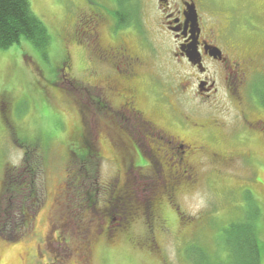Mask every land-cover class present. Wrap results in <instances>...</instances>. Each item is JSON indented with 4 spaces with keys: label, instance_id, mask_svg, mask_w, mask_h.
I'll return each instance as SVG.
<instances>
[{
    "label": "rangeland",
    "instance_id": "1",
    "mask_svg": "<svg viewBox=\"0 0 264 264\" xmlns=\"http://www.w3.org/2000/svg\"><path fill=\"white\" fill-rule=\"evenodd\" d=\"M27 1L31 12L47 27L51 42L45 54L26 40L7 50H0V264H31L37 261L40 264H162V257L170 264H194V258L188 252L191 248L200 251V255L196 256L200 264H230L233 257L243 258L246 253L236 243V231H230L232 224L252 219L256 227L259 264H264V166L255 163L257 158L264 159V145L255 138L254 142L244 144L231 140L230 131H237L239 123L235 119L236 111L230 106H213L210 102L200 105L192 100L186 103L185 111L196 114L199 120L208 117L210 123L218 122L211 129L221 139L214 148L229 156H243L237 164L228 167L220 164L211 166L205 160L202 162L205 156L196 160L199 165H196L195 185L178 186L173 192L172 204H167L164 194L159 195L163 191L161 179H154L157 184L149 183L153 180L150 179L152 160L154 157L162 160L165 155L163 150L155 147L156 140L146 138V145L148 143L153 151L157 150L148 157L142 153L149 165L139 168L136 154L130 149L129 138L115 132L116 128L119 132L125 126V121L99 120L103 116L101 114L92 121L98 124L99 135L91 136L92 139L95 137L92 143L97 149L98 167L94 163L97 169L96 174H92L97 176V185L89 177L86 186L81 185L79 189L76 188L78 185L71 186L72 177L78 173L75 168L79 165L69 153L70 144L82 136L77 130L80 120L75 112L78 92L75 88L82 84L81 81H84L83 84L86 81L90 85L95 84L107 72L87 43L75 35L82 14H100L103 21H99V31L107 44L114 41L108 30L110 17L116 15L114 25L111 24L115 27L117 18H126L127 25L120 29L123 30L121 34L134 52L141 54L144 62L137 88L140 92L138 109L154 126L180 131L177 120H174L175 113L170 109L173 104L169 98L175 87L157 80L164 67L150 54L153 50L157 53L161 44L167 43V38L160 35L158 29L159 22L163 21L157 15L158 0H123V9L118 5L120 0ZM168 1L171 6L177 2ZM199 11L201 16L212 22L220 21L224 27L232 25V29L238 32L240 48H246L263 71L259 77L255 76L254 87L264 91V0H200ZM64 53L70 59L71 77L66 70L59 71ZM93 69L97 74L91 76ZM60 76L66 80H61ZM69 80L74 83L70 84ZM188 81L184 79L182 83ZM80 88L83 94L81 85ZM252 95L259 96L256 92ZM114 100L117 101L116 98ZM219 100L220 97L216 101ZM83 111L87 115L86 106H83ZM84 124L86 129L91 130L90 121L86 120ZM108 127L111 132L103 131ZM183 132L191 139L196 136L191 129ZM241 135L246 136V133ZM21 144L31 148L38 144L33 151L43 158L42 173L37 177V186L42 193L41 204L35 214L27 216L28 213H25L26 219L18 213L8 218L11 213L5 211L9 195L2 194L4 187L10 190V181L6 176L12 172L19 175L24 169ZM170 157L163 160V169L168 172L174 168L180 170V166L171 167ZM118 171L122 176L127 172L128 179H132L133 184L128 186L132 188L128 190V199L132 200L127 204L128 210L132 204L146 206L149 199L155 197L160 199L161 208L153 221L137 217L126 232H116V236L112 232L109 237L99 230V227L102 228L101 219L96 214L107 208L108 188L113 185ZM81 174L86 176L85 172ZM169 175L165 174L162 182L167 181ZM180 175L182 180L186 179ZM254 175L260 178V182L254 180ZM96 188L98 193L92 205L87 199L90 194L93 196ZM250 196L260 209L259 216L256 205L249 202ZM121 208L115 206L110 210V218L115 219L116 224L122 219ZM176 208L178 216L174 211ZM159 217L162 224H166L164 230L156 224L160 221ZM20 222L25 227H19ZM106 223L103 220V229ZM18 230L22 233L15 239L7 240L3 235L9 236L11 231ZM153 240L158 249L147 248ZM233 244L237 255L230 246ZM78 257L85 258L84 263Z\"/></svg>",
    "mask_w": 264,
    "mask_h": 264
},
{
    "label": "flooded vegetation",
    "instance_id": "2",
    "mask_svg": "<svg viewBox=\"0 0 264 264\" xmlns=\"http://www.w3.org/2000/svg\"><path fill=\"white\" fill-rule=\"evenodd\" d=\"M158 2V19L163 20L159 22L158 29L160 35L167 38V43H162L160 49L156 44L159 54L156 53V50L150 51V54L155 56L154 59L156 62L159 61L160 66L164 67L160 72V78L157 80L175 87L171 94L173 99L169 98L170 103L173 104L170 109L175 113L174 120H177L176 123L180 127V131H169L166 128L154 126L146 120L144 113L138 109L140 92L137 88L141 81L140 69L144 66L141 54L135 53L130 43L123 38L121 34L123 30L120 31L111 25H114L115 16L110 17L108 30L111 39L116 42L105 43L99 31L101 17L98 12L82 14L79 17L75 35L87 43L93 56L96 59L99 58L98 61L107 72L104 78L95 84L90 85L87 81L83 84L84 81H81L83 94L80 85H77L75 88L78 91L75 100V105H77L75 112L80 120L78 132L86 133V135L93 134L95 137H98L99 129L97 128L98 124H94L92 121L97 119V115H103L99 117V120H124L125 126L119 132V128H116L115 132L116 135L117 133L127 135L126 139L129 138L130 149H133L134 154H136L138 164H140L139 168L142 165H149L144 160L145 157L142 153L148 157L157 150L153 151L148 143L146 145V138L150 137L149 139L156 140L155 147L163 150L165 155L162 160L156 159V157H154L155 161L152 160V177L150 179L153 180L149 183L151 185L157 184L158 182H155L154 179H161L163 191L159 195L163 196L164 194L166 201H168L167 204H172L178 186L193 187L195 185L197 181L196 165H199V161L195 162L196 160L205 156L202 162L205 160L211 166L220 164L222 167H228L231 164H237V161L243 156L242 154L229 156L214 148L221 141L220 137L211 130L218 122L210 123L208 117L199 120L196 114H189L188 110L185 111V107L188 106L186 103L192 100L199 102L200 105L210 102L213 106L232 107L236 111L235 119L239 123V129L234 132H232L233 129L230 131L233 136L231 140L244 144L254 142L255 138L264 145V91L254 87L256 84L255 76L259 77L263 71L260 70L261 67L257 65L256 60L248 50L240 48L238 32L232 29V25L231 27H224L220 21L215 20L214 23L201 16L199 11L200 0H177L173 6L168 0L165 2L158 0ZM192 12L194 16L190 15ZM152 36H154L153 33ZM153 42L156 43V39ZM142 55L144 54L142 53ZM59 67L60 72L66 70L68 77H71L70 59L66 53L63 54ZM96 74L94 69L91 70V76ZM62 78L66 80L64 76L61 77V80ZM168 79L169 81H167ZM184 79L189 81L184 84L182 83ZM68 82L74 83L73 80ZM152 82L150 83L154 86V82ZM148 87L151 88V85ZM254 92L258 93L259 96L254 97L252 95ZM84 93L85 97L83 96ZM163 97L165 99V95ZM219 97L220 100L216 101ZM83 106H86L87 115L83 111ZM86 120L90 121L89 128L91 130L85 128L84 121ZM216 127L220 128L219 126ZM190 129L196 135L194 139L188 138L183 132ZM105 130L111 132L109 127L103 129V131ZM241 133H246V136H242ZM168 156H171L168 159L172 163L171 167L174 168L177 165L181 167L180 170L174 168L168 172L163 169V160L166 161ZM255 163L262 167L264 166V159L257 158ZM213 169L215 170V167ZM219 171L216 173L218 174ZM165 174L169 176L167 181L162 182ZM180 174L186 179L182 180ZM253 178L260 182L258 176L254 175ZM130 184L133 183L132 179H128L127 172L124 176L120 171L115 173V181L108 188L107 208H103L100 214H96L101 219L102 228L99 227V230L106 232L109 237L112 232H114L113 236L119 232H126L137 217L142 216L146 220L149 218L152 221L158 217L161 203L160 199H156V197L149 199L144 213L138 205L134 204L128 210L125 202L127 200L132 202L131 199H128L130 194L128 190H132L128 187ZM115 206L122 207L120 209L122 219L118 220V224L109 215L110 210ZM174 211L176 214L178 213L177 208ZM103 220L107 221L104 229ZM159 220V223L157 221L156 224L157 226L161 225L162 230H164L166 224H162L163 221L160 217ZM116 228L121 230H115ZM147 248L158 249L155 240ZM79 260L84 263L85 258L81 257ZM161 260L162 264H170L165 262L164 257ZM37 262L31 264H40V261Z\"/></svg>",
    "mask_w": 264,
    "mask_h": 264
},
{
    "label": "trees",
    "instance_id": "3",
    "mask_svg": "<svg viewBox=\"0 0 264 264\" xmlns=\"http://www.w3.org/2000/svg\"><path fill=\"white\" fill-rule=\"evenodd\" d=\"M122 1L123 0H120L118 5L123 9L124 3ZM125 19V17H122V19L117 18L116 29H121L127 25ZM21 40L28 41L41 54H45L49 48L51 37L45 24L31 12L27 0H0V50H7L16 44H19ZM92 135L93 134L86 135V133H84L81 137L76 138L70 144L72 147H70L69 153L71 154V157L73 156V159L78 161L79 165L75 168L78 170V173L72 177L71 181V186L78 185L76 187L77 189H79L81 185H83V187L86 186L85 182L89 177L93 178V184L95 183L97 185V176L92 175L93 173L96 174V167H98L96 162L98 159H96L95 156L97 155V152L92 143L95 137L92 139ZM34 145H32V148L29 145H19L24 151V169L21 170L19 175H15L14 172H12V174H8L10 176H6V179L10 181V190L4 187L2 194L9 195V200L6 205L7 211H5L6 213H11V216L8 218L14 217L15 213H18L21 218L26 219L25 213H28L27 216L35 214L41 204L42 193L37 186V177L42 173L41 164L43 158L41 157V154L33 151V149L35 150L38 147V144L36 146ZM94 163L96 167L94 166ZM83 172L86 173V176L81 174ZM94 191V194H92L93 196L90 194L87 199L91 204L92 202L94 204L96 194L98 193L97 188ZM86 194L87 193H85V195ZM85 195L82 194L81 196L85 197ZM250 200V203H254L252 197ZM19 201H21V203H19ZM128 201L129 200L125 202L126 206ZM17 202L18 205H16ZM255 205L257 207L255 209L256 214L259 216L260 209L257 204ZM140 208L143 213L146 211V206H141ZM18 225L19 227H25L21 222ZM232 226L233 227H231L230 231H236V243L238 247L244 249L246 253L243 258L233 257L230 264H259L260 257L257 243L258 240L253 219L252 221L246 220L245 222L236 225L232 224ZM12 232L13 231H11L9 236H6L5 234L3 235L7 240H10L15 239V237L20 236V233H22L20 230L14 233ZM230 246L234 249V252L237 255L238 252L234 244ZM188 252L192 258H194V264H200L196 260V256L198 257V255H200V251L191 248Z\"/></svg>",
    "mask_w": 264,
    "mask_h": 264
},
{
    "label": "water",
    "instance_id": "4",
    "mask_svg": "<svg viewBox=\"0 0 264 264\" xmlns=\"http://www.w3.org/2000/svg\"><path fill=\"white\" fill-rule=\"evenodd\" d=\"M162 2H165V0H161ZM190 15L191 16H194V13L192 12V13H190Z\"/></svg>",
    "mask_w": 264,
    "mask_h": 264
}]
</instances>
